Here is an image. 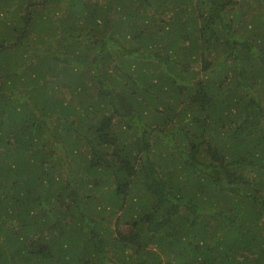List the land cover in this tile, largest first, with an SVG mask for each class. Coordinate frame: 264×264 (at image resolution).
<instances>
[{"label": "trees", "instance_id": "trees-1", "mask_svg": "<svg viewBox=\"0 0 264 264\" xmlns=\"http://www.w3.org/2000/svg\"><path fill=\"white\" fill-rule=\"evenodd\" d=\"M0 264H264V0H0Z\"/></svg>", "mask_w": 264, "mask_h": 264}, {"label": "rangeland", "instance_id": "rangeland-1", "mask_svg": "<svg viewBox=\"0 0 264 264\" xmlns=\"http://www.w3.org/2000/svg\"><path fill=\"white\" fill-rule=\"evenodd\" d=\"M24 8L27 9V12L31 13L30 10L28 9V6L24 5ZM8 38H9V36H8Z\"/></svg>", "mask_w": 264, "mask_h": 264}]
</instances>
